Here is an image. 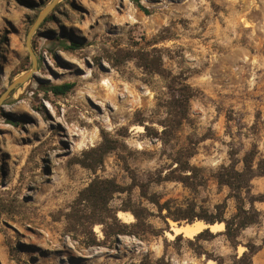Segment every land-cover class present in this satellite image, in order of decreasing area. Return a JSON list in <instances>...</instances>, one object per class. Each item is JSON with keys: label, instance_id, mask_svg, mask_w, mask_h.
I'll return each instance as SVG.
<instances>
[{"label": "rangeland", "instance_id": "rangeland-1", "mask_svg": "<svg viewBox=\"0 0 264 264\" xmlns=\"http://www.w3.org/2000/svg\"><path fill=\"white\" fill-rule=\"evenodd\" d=\"M138 1L147 12L134 0H58L28 46L51 0H0V92L31 69L29 48L37 61L0 107V264H137L161 256L211 264L207 257L216 255L231 264L247 243L256 248L253 263L264 264V201H254L259 220L240 231L236 248L217 233L198 240L207 252L198 255L172 229L222 202L230 217L235 201L217 170H241L250 149L254 163L264 157V0ZM139 53L163 74L147 69ZM171 78L194 89L188 120L178 126L168 113ZM63 82H74L63 95L41 88ZM102 133L115 142L102 164L75 163ZM174 158L197 170L180 171ZM180 174L192 175L191 185ZM95 177L123 186L109 207L142 229L106 239L98 223L85 233L70 229L66 213ZM249 190L246 207L264 192V174L249 179Z\"/></svg>", "mask_w": 264, "mask_h": 264}, {"label": "trees", "instance_id": "trees-1", "mask_svg": "<svg viewBox=\"0 0 264 264\" xmlns=\"http://www.w3.org/2000/svg\"><path fill=\"white\" fill-rule=\"evenodd\" d=\"M134 2L140 9L147 12L146 8H144L138 0H134ZM44 19L47 21L51 20L52 13L50 12L47 14ZM62 43H64V41H62ZM66 47L70 48L71 46ZM146 56L143 53H139V55H137L139 59H143L144 66L147 69L163 74L164 70L160 68V66H157V64H154L152 61L153 59H148ZM167 86L170 94L168 99V113L171 116L170 120L173 125L178 126L188 120V101L190 97L193 96L194 89L190 84L184 81L176 82L175 78H171ZM73 87L74 82L51 83L41 86L43 90L50 91L55 95L66 94ZM139 123H141L144 128H148L143 121ZM162 126L166 128V124L162 123ZM114 147L115 142L107 138V136L102 133L101 141L94 146L84 149L81 152V156H76L74 158V162L91 170H95L102 164L104 155ZM191 153L188 154V156H190ZM254 159L255 151L254 149H250L245 152L242 157L243 167L241 170H237L234 165L230 164L222 166L219 170H217L215 178L219 184L225 185L228 188L227 197H232L234 199L235 212L230 217L226 218L223 210L224 203L222 202L217 204L218 211L214 214L197 216L198 219H202L206 223L223 221L224 229L219 232H213L207 227L199 231L192 238L186 237V240L191 244V247L196 254L207 255L206 250H204L203 246L198 243V240L211 239L217 233L224 234L231 246L236 248L238 244L237 236L240 231L246 226L258 222L259 212L253 206V203L254 201H264V192L257 195L252 194V196L248 199L249 207H246L247 201L243 195V192L250 193L249 179L254 175L264 174V157L259 158L256 163H254ZM174 161L177 163V168L182 172L191 170L192 174V171L194 172L197 170V167L190 166L187 160L183 162L180 158H174ZM188 175L189 174H180V176L174 178L180 180L185 185H191L190 182H188V179L192 175ZM123 189V186L112 178H93L83 189L79 191L77 197L70 206V210L66 213V220L71 227L70 229L78 227L85 233L86 231H91L92 225L98 223L102 225L101 230L104 236L103 239L110 238L117 234L127 233L126 231L130 226H137L138 229H142V226H140L137 222L128 224L120 221L116 215L117 210L109 207V201L113 194L123 191ZM133 213L136 217H138L135 212ZM170 217L175 221L185 218L190 221L193 219L185 214H174ZM176 237L182 238L183 235L179 233ZM93 241L96 242L95 236ZM245 246L247 250H244L240 254L235 252L231 255V264H254L252 256L256 251L255 245L247 243ZM207 258L214 260L215 264H224V260L221 255ZM127 264L136 263L129 262ZM137 264H171V262L164 256H161L155 260L144 257Z\"/></svg>", "mask_w": 264, "mask_h": 264}, {"label": "water", "instance_id": "water-1", "mask_svg": "<svg viewBox=\"0 0 264 264\" xmlns=\"http://www.w3.org/2000/svg\"><path fill=\"white\" fill-rule=\"evenodd\" d=\"M58 2V0H51V2L49 4H47L42 10L41 12L38 14L37 18L35 19V21L33 22L32 26L30 27L29 31H28V35L26 38V43L29 46V39H30V34L32 33V31L34 30V28L43 20V18H45V16L47 14L50 13V11L53 9V7L56 5V3ZM29 54H30V59H31V69L23 74H21L20 76L16 77L1 93H0V107L3 105L4 101L6 100V98L9 96V93L12 91V89L17 86L18 84L22 83L23 81H25L32 73V70L35 69L36 67V57L34 55V53L31 51V49L29 48ZM205 222V221H204ZM217 222H222L224 224L223 221H217ZM206 223V222H205ZM209 225L212 223H208ZM208 226H206L205 228H207ZM209 228V227H208ZM212 231V230H211Z\"/></svg>", "mask_w": 264, "mask_h": 264}, {"label": "bare ground", "instance_id": "bare-ground-1", "mask_svg": "<svg viewBox=\"0 0 264 264\" xmlns=\"http://www.w3.org/2000/svg\"><path fill=\"white\" fill-rule=\"evenodd\" d=\"M126 215H127L126 212H122V211L118 212V216L123 219L126 218ZM206 226H208L212 231H218L224 227V224L222 222H213L212 224L209 225L200 219H196L190 223H182L177 225L173 224L172 229L175 234L181 233L186 237H193L199 231L203 230ZM210 262L212 264L214 261L210 260Z\"/></svg>", "mask_w": 264, "mask_h": 264}]
</instances>
